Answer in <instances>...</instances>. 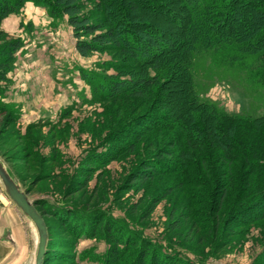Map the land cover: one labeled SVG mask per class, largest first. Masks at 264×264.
Segmentation results:
<instances>
[{
    "label": "rangeland",
    "instance_id": "obj_1",
    "mask_svg": "<svg viewBox=\"0 0 264 264\" xmlns=\"http://www.w3.org/2000/svg\"><path fill=\"white\" fill-rule=\"evenodd\" d=\"M81 1L84 13L92 20L100 19L97 0ZM161 26L164 29L166 23ZM11 40H19V46L12 53L6 81L0 84L8 83L3 101L13 102L20 118L11 123L8 113L0 114V160L29 199L60 202L63 198L98 210L101 224L106 214L124 221L161 250L186 257L193 264H264V219L221 224L233 198L226 197L221 206L218 190L208 193L194 185L183 186L173 172L134 180L144 160L170 149L171 133L148 131L130 149L123 125L141 119V124L147 123V115L160 113L157 104L143 98L93 99L81 68L106 74L118 70L152 73L151 68L138 64L126 70L113 68L110 62L120 56L115 49L79 56L66 17L52 15L48 6L35 0H26L18 12L0 22V48ZM193 74L202 99L232 113L264 114V91L251 86L242 72L215 66L210 54H204L195 59ZM58 117L54 126H29ZM108 137L115 146L127 148L107 163L86 162V152ZM0 191L5 193L1 180ZM45 218L54 240L69 235L66 225L53 214ZM107 247L101 236H81L76 249L91 253L76 259L75 264H99ZM31 259L6 264H34ZM46 264L74 263L54 257Z\"/></svg>",
    "mask_w": 264,
    "mask_h": 264
},
{
    "label": "trees",
    "instance_id": "obj_2",
    "mask_svg": "<svg viewBox=\"0 0 264 264\" xmlns=\"http://www.w3.org/2000/svg\"><path fill=\"white\" fill-rule=\"evenodd\" d=\"M25 1L0 0V22L18 12ZM35 1L48 6L52 15L66 17L79 56L115 49L120 56L110 62L113 68L126 70L138 64L153 70L106 74L81 68L93 99L143 98L157 104L160 113L147 115V123L141 124V119L123 125L130 149L148 131L171 133L170 149L144 160L134 180L173 172L183 186L194 185L208 193L218 190L221 206L226 197L233 198L221 224L264 219V114L232 113L202 99L193 74L195 59L210 54L215 66L242 72L251 86L264 91V0H97L98 20L84 13L81 0ZM18 46L19 40H11L0 48V81H6ZM7 84H0V114L8 113L9 121L15 123L20 118L18 107L3 101ZM59 117L29 126H54ZM109 137L86 152V162L107 163L127 148L115 146ZM33 203L48 233L42 264L54 257L75 264L91 253L78 251L77 240L96 235L108 244L99 264H193L161 250L124 221L106 214L101 224L98 210L63 198L60 202L36 198ZM50 214L66 225L69 235L57 240L50 237L45 218Z\"/></svg>",
    "mask_w": 264,
    "mask_h": 264
},
{
    "label": "crops",
    "instance_id": "obj_3",
    "mask_svg": "<svg viewBox=\"0 0 264 264\" xmlns=\"http://www.w3.org/2000/svg\"><path fill=\"white\" fill-rule=\"evenodd\" d=\"M37 232L32 222L0 191V263L33 261Z\"/></svg>",
    "mask_w": 264,
    "mask_h": 264
},
{
    "label": "water",
    "instance_id": "obj_4",
    "mask_svg": "<svg viewBox=\"0 0 264 264\" xmlns=\"http://www.w3.org/2000/svg\"><path fill=\"white\" fill-rule=\"evenodd\" d=\"M0 180L6 195L17 208L32 222L37 232V244L34 264H42L45 246L47 242V227L42 214L36 209L33 200L29 199L26 192L11 177L5 165L0 160Z\"/></svg>",
    "mask_w": 264,
    "mask_h": 264
}]
</instances>
